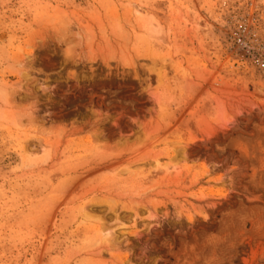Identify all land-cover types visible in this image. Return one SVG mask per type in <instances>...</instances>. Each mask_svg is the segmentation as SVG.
<instances>
[{
  "label": "rangeland",
  "instance_id": "obj_1",
  "mask_svg": "<svg viewBox=\"0 0 264 264\" xmlns=\"http://www.w3.org/2000/svg\"><path fill=\"white\" fill-rule=\"evenodd\" d=\"M0 264H264V0H0Z\"/></svg>",
  "mask_w": 264,
  "mask_h": 264
},
{
  "label": "bare ground",
  "instance_id": "obj_2",
  "mask_svg": "<svg viewBox=\"0 0 264 264\" xmlns=\"http://www.w3.org/2000/svg\"><path fill=\"white\" fill-rule=\"evenodd\" d=\"M64 15V14H63ZM57 21H59V22H62V20L61 19H58V18H54L53 19V22H57ZM67 24V23H66ZM156 33V32H155ZM155 33H153V34H155ZM158 33V32H157ZM89 36V35H88ZM149 42V41H148ZM161 57V56H160ZM162 58V61H166V58H163V57H161ZM160 59V58H159ZM152 60L154 61V62H156V60H157V55H155V56H153L152 57ZM9 87H3L2 89H1V92H6V90L8 89ZM4 101H6V99L4 100ZM13 125L15 126V127H17V129L18 128H21V125L22 124H19L17 121H15V122H13ZM20 130H23V129H20ZM24 135V138L23 139H21V146H22V150H23V153H24V159L28 162V163H31V164H34V163H36L38 160H40L42 157H43V155H45V153H44V151H43V154L42 155H39V154H37V153H35V151H34V149H33V147H31V144H30V141H29V139H28V134H23ZM21 136H22V134H21ZM42 156V157H41ZM90 201H93V199L92 200H90ZM107 203H109V205H114L113 204V202H111V201H107ZM88 204H89V201H86V202H83L82 203V206L80 207L81 208V212H83L86 216H89V213H90V211H89V206H88ZM194 204V203H193ZM97 229H98V227H97ZM98 231H99V233H100V238H99V242L101 243V242H103V243H106V242H108L109 240H110V238H111V234H110V229L105 225V224H103V222L99 225V229H98ZM99 233H98V235H99Z\"/></svg>",
  "mask_w": 264,
  "mask_h": 264
}]
</instances>
